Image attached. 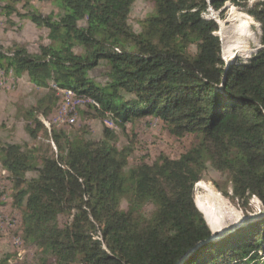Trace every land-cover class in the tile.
<instances>
[{
	"label": "trees",
	"instance_id": "trees-1",
	"mask_svg": "<svg viewBox=\"0 0 264 264\" xmlns=\"http://www.w3.org/2000/svg\"><path fill=\"white\" fill-rule=\"evenodd\" d=\"M136 1L51 0L57 11L49 14L32 5L25 13L4 8L7 19L17 15L48 32L36 53L0 44V79L27 75L48 91L23 112L34 145L0 139L24 239L46 264H178L212 235L208 222L217 225L223 209L222 197L199 183L209 169L239 208L253 211L254 199L264 207V0H144L152 11L139 33L130 24ZM229 5L260 25L261 49L227 67L218 19ZM101 62L98 82L91 73ZM62 91L93 100L97 106H81L121 131L152 117L192 141L176 158L129 167L134 151L119 148L108 125L98 141L87 127L77 134L45 127L39 115H51ZM44 135L56 151L45 150ZM196 185L207 194L195 201ZM185 264H264V221Z\"/></svg>",
	"mask_w": 264,
	"mask_h": 264
},
{
	"label": "rangeland",
	"instance_id": "rangeland-1",
	"mask_svg": "<svg viewBox=\"0 0 264 264\" xmlns=\"http://www.w3.org/2000/svg\"><path fill=\"white\" fill-rule=\"evenodd\" d=\"M8 4L15 5L14 7L21 13H25L29 5H32L45 14L57 11V9L51 0H0V44L4 50L8 52L13 46L17 45L26 48L30 53L38 52L41 44L49 43L47 40V30L37 29L28 19L20 18L17 15L7 19L4 8ZM227 9L226 19H218V22L228 23L223 24L221 28L219 24L218 35L222 43L223 59L227 63H230L238 59L253 56L261 46V43L258 46L261 35L260 28L255 22L259 34L254 43L251 42L252 47L250 50L247 53H239L236 50L227 53L222 36L223 27H227L229 30L232 29L234 23L232 16L234 14L237 16V23L251 19V17L234 6L229 5ZM151 11V6L144 0H137L134 4L130 24L137 33L141 31V22ZM213 14L216 16L215 12L211 11V16ZM105 72L106 63L101 62L99 67L91 75L98 82H103V74ZM47 92L46 89L35 87L27 75L20 79H16L13 74L2 75L0 79V139L5 144L34 145V141L26 131V121L23 117V112L35 106L37 100L46 95ZM62 98L59 99L58 106L49 117H45L43 114L39 115V119L45 127L50 132L52 128H57L70 134L80 133L87 127L86 129L89 131L88 137L98 141L103 138L104 127L108 125L118 134L119 148L130 145L133 149L134 152L129 160V167L147 158L148 161H154L162 154L176 158L192 141L191 137L184 139L174 137L165 129L160 120L152 117L137 119L133 125L128 124L126 130L121 131L116 125H112L111 122H106V124L104 121L95 118L96 112L88 108L87 105L82 107V103H75V101H72L73 99L67 101L65 98ZM40 139L39 142L45 145V150H48L47 147L51 144L53 150L56 151L50 138L48 139L44 135ZM36 175L35 172L28 173L29 178L36 177ZM7 177L8 173L0 164V264H46L41 251L33 245L28 244L24 239L21 227V214L16 208L13 190ZM224 181L225 179L219 173L213 169H209L205 179L199 182L205 188L213 189L222 197V201L219 202L221 204L220 207L223 209H220L216 214L218 218L217 225H211L204 216L211 229L216 233L238 225L248 215L262 209L257 199L252 200L250 203V206L253 208L251 212H246L239 208L238 205L232 203L219 192L215 185V182L222 185ZM204 187L198 188L196 185L195 201L199 197L206 196L207 192Z\"/></svg>",
	"mask_w": 264,
	"mask_h": 264
},
{
	"label": "bare ground",
	"instance_id": "bare-ground-1",
	"mask_svg": "<svg viewBox=\"0 0 264 264\" xmlns=\"http://www.w3.org/2000/svg\"><path fill=\"white\" fill-rule=\"evenodd\" d=\"M232 19L234 20L232 29L229 30L227 27H223V32H222L223 42L226 51L227 53H229L232 50H236L239 53H247L252 47L251 42L254 43V41L257 38V35L259 34V30L256 26V23L252 19H247L243 22L237 23L236 14L232 16ZM227 23L219 21L220 28L223 26V24H227ZM253 28H255V30H253ZM62 93L68 94V96H62L67 101H69V99L71 100L73 99L72 101H75V103H82V105L89 103L97 106V104L93 100L87 99L85 98V96L80 97L73 91H62Z\"/></svg>",
	"mask_w": 264,
	"mask_h": 264
},
{
	"label": "water",
	"instance_id": "water-1",
	"mask_svg": "<svg viewBox=\"0 0 264 264\" xmlns=\"http://www.w3.org/2000/svg\"><path fill=\"white\" fill-rule=\"evenodd\" d=\"M211 11L213 12V10L211 9ZM213 19H216V16L213 14ZM259 28L260 25L258 24ZM260 35H261V30H260ZM261 49L258 48V50L256 51V53ZM229 65V62L227 63V67ZM264 221V207H262V209H260L259 211L248 215V217L244 218L238 225L225 230V231H221V232H215L212 229V235L208 238L205 239L201 242H199L194 248H192L190 251H188V253L179 261L178 264H185L188 260L190 261V258L195 255L198 254V252H203L206 249L215 246L221 242H223L224 240H226L228 237L237 234L238 232H240L243 228L255 224V223H259V222H263Z\"/></svg>",
	"mask_w": 264,
	"mask_h": 264
},
{
	"label": "built area",
	"instance_id": "built-area-1",
	"mask_svg": "<svg viewBox=\"0 0 264 264\" xmlns=\"http://www.w3.org/2000/svg\"><path fill=\"white\" fill-rule=\"evenodd\" d=\"M59 95H60V97H62V96H68V94H66V93H61V92H60Z\"/></svg>",
	"mask_w": 264,
	"mask_h": 264
}]
</instances>
